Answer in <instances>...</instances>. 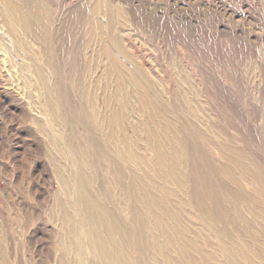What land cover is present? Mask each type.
Returning a JSON list of instances; mask_svg holds the SVG:
<instances>
[{
  "label": "rangeland",
  "instance_id": "obj_1",
  "mask_svg": "<svg viewBox=\"0 0 264 264\" xmlns=\"http://www.w3.org/2000/svg\"><path fill=\"white\" fill-rule=\"evenodd\" d=\"M107 1L111 6L134 12L136 22L127 28L136 35L138 46L149 63L157 68L165 62L171 70H176L179 59L175 52L181 48L209 88L208 92H201L192 78H188L193 82L197 102L212 117L216 138H211L209 127L194 120L183 104L175 106L177 115L181 114L186 122L183 134L187 142L181 149L187 177L183 186L168 179L166 172L173 170V165L167 163L164 172H159L155 178L156 186L167 195L156 190L149 195L147 192L150 204L161 201L165 204L167 221L171 222L172 214L176 213L186 231L184 239L177 240V250L170 252L174 264H231L228 262L234 257L227 246L236 247L235 238L239 239L237 245L252 246L256 263L264 264V255L257 249L259 245L264 246L263 224L250 219L248 211L259 206L264 212V0ZM58 2L45 0L55 32L48 43L55 63L49 82L55 90L52 99L66 117L62 123L56 121L41 102L44 92L41 81L30 69L36 56L45 62L41 46L31 42L29 53L25 54L24 46H17L7 28L0 26V264H102L82 230L72 236L73 249L64 250L66 241L62 239L60 223L54 219L56 198L63 197L65 188L54 173L53 158L60 165H76L68 147L77 145L78 141H67L68 133L83 134V142L91 154V137L102 131L84 112L87 95L100 96L101 91H95L90 85L97 74L90 73L88 65L71 57L75 40L68 35L74 14L81 13L88 0H72L70 6L59 4L56 9ZM78 32L76 25L71 33ZM164 46L169 49V55H163L162 61L158 48ZM160 88L167 92L164 86ZM166 96L170 98V94ZM209 99L220 111L219 116L211 112ZM145 121L146 118L136 121L138 131L145 130ZM123 127L125 129L126 125ZM222 143L228 146L230 155L220 148L224 146ZM139 147L137 151L141 156L152 157L151 151H145L142 145ZM86 158L93 163L96 185L106 201L100 177L102 161L94 153ZM73 168L75 166L71 171ZM136 172L138 176L144 175L138 167ZM207 174L215 176L214 191L205 182ZM71 193L74 194L75 189ZM132 202L135 203L134 194H121L120 218L128 228L125 244L140 262L149 249L139 247L135 215L130 208ZM140 206L150 208L149 204L140 203ZM235 208L243 210L244 215L237 216ZM218 209L230 212V216L222 215L213 221L219 234L211 230L205 215ZM155 233L159 237V233ZM121 263L116 257L115 264Z\"/></svg>",
  "mask_w": 264,
  "mask_h": 264
},
{
  "label": "bare ground",
  "instance_id": "obj_2",
  "mask_svg": "<svg viewBox=\"0 0 264 264\" xmlns=\"http://www.w3.org/2000/svg\"><path fill=\"white\" fill-rule=\"evenodd\" d=\"M59 4L68 7L72 4V0H59L58 4L56 3V9L60 7ZM109 4L107 0H88L87 7L81 10V13L73 15L74 18L70 23L72 26L68 25L71 31L77 25L78 34L72 35L70 31L68 35L73 36L72 39L75 40L71 57H74L80 64L88 65L90 73L97 74L91 79L90 85L95 91H101L100 96L87 95L88 105L84 112L88 116L86 118L94 120L98 126L94 124L102 128V131L93 133L91 137L93 146L91 154L94 153L102 161L103 167H100L102 189L106 192V201L112 205L103 200L101 190L96 185L98 183L97 174H94L93 163L86 158L91 157V154L83 142L85 140L83 134H78L82 135L78 136L68 133L67 141L72 139L78 141L77 145L67 146L69 152L73 154V157L75 156L76 165L75 163L73 166L68 164L69 167L65 163L60 165L53 158L54 173L65 188L63 197L56 198L54 219L60 223L62 239L66 241L63 243V249L67 252L73 249L72 236L76 231L82 230L86 234L89 246L97 251V258L102 264H115L116 257H119L123 264H174L170 252L177 250V240L184 239L186 231L181 226L176 213L172 214L171 222L167 221V213L163 206L165 204L161 201L150 204L147 192L149 195L150 192L153 194V190H156L161 191L163 196L167 195L165 190L156 186L155 179L159 172H164L167 163L173 165V170L166 172L168 179L183 186L185 177H187L184 172L185 163L182 153L187 142L183 134L186 122L181 114L177 115L175 106L183 104L194 120L202 121L209 127L211 138H216L214 133H217V130L214 128L215 125H211L212 117L197 102L192 80L197 84L196 86L200 87L201 92H208L209 88L196 66L191 64L190 58L187 60L188 57L181 48L175 52L179 59L176 70H171L168 65L164 64L165 62L160 63L157 68L149 63L141 47L138 46L136 35L127 28L131 26L130 23L135 24L136 22L134 12L131 9L127 12L118 5ZM0 26L7 28L17 46H24L25 54L29 53L28 44L31 42L41 46L42 56L46 57L45 62H41L37 56L33 55L34 60L30 63V69L40 78V86L44 91L41 102L54 119L62 123L66 117L60 105L57 106L52 99L55 90L49 82L52 73L55 72L53 67L55 63L48 43L55 32L53 19L45 0H0ZM158 50L161 55L160 59L163 61L162 56L169 55V49L164 46L163 49L158 48ZM185 73L189 75L186 76ZM179 77L183 80H179ZM188 78H192L191 82ZM161 85L167 90L166 93L170 94V98L160 88ZM207 102L211 106V112L219 116L221 113L215 104L210 102V99ZM141 118L142 120L147 119L143 132L138 131L136 123ZM158 122H161V125H158ZM124 125H126L125 129ZM139 145H142L145 151H151L152 157L141 156L137 151L141 149ZM223 145L220 148L230 155L231 152H227L228 146ZM183 152L186 153L187 149ZM74 166L72 171L75 172H72L71 169ZM136 167L143 170V176L137 175ZM123 179L125 185L122 184ZM205 182L212 191L216 190L214 175L207 174ZM73 189H75L74 194L71 193ZM122 193L127 196L134 194L135 203L132 202L130 208L135 215L139 247L149 249L146 257L140 262L134 259L129 246L125 244L128 228L127 223L125 224L120 218L123 208ZM140 203L149 204L150 208L144 209ZM253 207L251 210L246 208L251 212L250 219L262 222L264 228V212L259 206ZM222 210L218 209L211 214L205 212L214 233L218 231L214 228L213 221L222 215L230 216L228 214L230 212L226 213ZM237 210L235 208L237 216L244 215L243 210ZM155 231L159 233V237ZM238 240L235 238L236 251L232 248L233 246H227V250L234 257L228 263L260 264L256 263L257 260L251 253L252 246L237 245ZM259 247L257 249L264 255V246L259 245ZM255 255H257L256 252Z\"/></svg>",
  "mask_w": 264,
  "mask_h": 264
}]
</instances>
